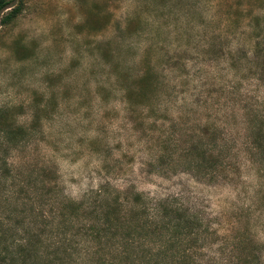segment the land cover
Instances as JSON below:
<instances>
[{
    "label": "rangeland",
    "instance_id": "1",
    "mask_svg": "<svg viewBox=\"0 0 264 264\" xmlns=\"http://www.w3.org/2000/svg\"><path fill=\"white\" fill-rule=\"evenodd\" d=\"M8 1L6 243L101 191L127 217L176 211L190 234L146 230L168 264H264V0Z\"/></svg>",
    "mask_w": 264,
    "mask_h": 264
},
{
    "label": "trees",
    "instance_id": "2",
    "mask_svg": "<svg viewBox=\"0 0 264 264\" xmlns=\"http://www.w3.org/2000/svg\"><path fill=\"white\" fill-rule=\"evenodd\" d=\"M18 14V7L12 8L10 1L0 0V25L11 23ZM2 132L5 139L10 141L7 132ZM186 151L191 157L196 147L190 145ZM204 153L201 152V159L204 158ZM205 163L212 168L209 162L205 161ZM202 167L201 164L195 166L199 169H203ZM103 193L105 192L97 191L93 195L97 199L92 204H68V207L60 210L56 216L59 223L51 225L55 229L54 233L49 231L46 235L45 232L47 228L50 229L51 221L43 222L42 232L23 238L25 240L16 245L14 250L10 245L12 243H6L8 239L0 223V264H168L167 255L152 250L151 246L156 245L157 241L150 237L151 234L157 235L156 238L159 236L165 238L167 232L174 229L182 231L184 237L192 232L176 211L168 209L171 215L164 212L163 216L158 217V214L149 215L144 210H140L127 217L126 214H122L123 210L117 204V197L111 199ZM98 198L103 199L104 202L96 204ZM135 198L138 199L137 196ZM148 215L151 225H147L145 229L144 225L138 222L141 217ZM158 222L159 227L156 226ZM72 229L74 232L71 231ZM33 238L37 243H33ZM108 241L112 242L107 247ZM144 247L147 249L139 253L137 249ZM105 248L110 250L106 252ZM184 257L185 255H179L178 258L182 260Z\"/></svg>",
    "mask_w": 264,
    "mask_h": 264
}]
</instances>
